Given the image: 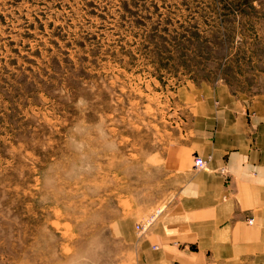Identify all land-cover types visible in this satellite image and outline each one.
Returning <instances> with one entry per match:
<instances>
[{
	"label": "rangeland",
	"instance_id": "1",
	"mask_svg": "<svg viewBox=\"0 0 264 264\" xmlns=\"http://www.w3.org/2000/svg\"><path fill=\"white\" fill-rule=\"evenodd\" d=\"M218 88L264 100V0H0V264H140Z\"/></svg>",
	"mask_w": 264,
	"mask_h": 264
},
{
	"label": "crops",
	"instance_id": "2",
	"mask_svg": "<svg viewBox=\"0 0 264 264\" xmlns=\"http://www.w3.org/2000/svg\"><path fill=\"white\" fill-rule=\"evenodd\" d=\"M196 110L190 164L209 159L208 169L177 174L140 264H264V100L218 88Z\"/></svg>",
	"mask_w": 264,
	"mask_h": 264
},
{
	"label": "built area",
	"instance_id": "3",
	"mask_svg": "<svg viewBox=\"0 0 264 264\" xmlns=\"http://www.w3.org/2000/svg\"><path fill=\"white\" fill-rule=\"evenodd\" d=\"M193 160L194 162H193L192 170L203 171L208 169V162L206 160L198 156H195ZM227 172L228 171L226 169L222 170L223 175L227 174ZM162 213H163L162 209H156L153 212H151L150 215H148L142 221V223L138 225V232L140 233V235L146 233L147 230H149L154 225V223L157 222V220L160 218Z\"/></svg>",
	"mask_w": 264,
	"mask_h": 264
}]
</instances>
